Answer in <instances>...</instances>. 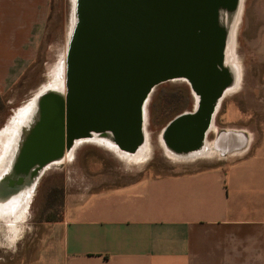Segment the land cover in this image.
<instances>
[{"label": "crops", "instance_id": "obj_1", "mask_svg": "<svg viewBox=\"0 0 264 264\" xmlns=\"http://www.w3.org/2000/svg\"><path fill=\"white\" fill-rule=\"evenodd\" d=\"M243 2L264 12V0ZM51 5L0 0V93L35 58ZM260 36L263 47L264 24ZM235 136L236 148L201 169L70 189L51 247L26 264H264V121L246 144Z\"/></svg>", "mask_w": 264, "mask_h": 264}, {"label": "water", "instance_id": "obj_2", "mask_svg": "<svg viewBox=\"0 0 264 264\" xmlns=\"http://www.w3.org/2000/svg\"><path fill=\"white\" fill-rule=\"evenodd\" d=\"M237 2L77 0L78 20L68 53L67 107L66 94L48 91L37 97L41 118L18 157L20 171L8 179L6 173L1 185L23 188L30 181L24 179L26 174L34 180L45 162L60 157L65 137L70 144L93 132L111 133L120 149L138 152L145 143L148 96L158 84L172 79L188 81L200 100L198 111L171 123L178 133L183 125L195 126L178 136L196 130L199 142L194 148L198 147L224 91L237 82L234 73H224L219 66L227 34L222 12L231 17ZM164 138L167 143V134Z\"/></svg>", "mask_w": 264, "mask_h": 264}, {"label": "rangeland", "instance_id": "obj_3", "mask_svg": "<svg viewBox=\"0 0 264 264\" xmlns=\"http://www.w3.org/2000/svg\"><path fill=\"white\" fill-rule=\"evenodd\" d=\"M249 6L244 7L243 4L234 28V18L230 19L227 11L222 12L227 24L226 33L233 36L230 51L233 52L235 64H232V69H236V73H233L235 76L237 74L238 87L220 100V111L215 120L212 118L200 145L196 148L190 147L184 154L167 145L164 137L169 125L177 117L191 113L195 96L190 84L183 79H172L158 84L144 106L147 147L143 154L126 153L119 146L111 147L104 142L74 139L72 143L66 144L69 152L74 153L72 158L71 153L69 157L61 160L62 164L60 161L52 162L58 158L45 162L34 180L30 179L29 174L24 176L26 181H30L23 186L35 184L33 196L29 199L30 205L25 217L17 221L18 235L15 236L13 230L12 248L9 242L4 241V230L7 226L0 219V264H26L48 251L53 243L49 228L53 221L61 218L64 196L70 189L93 184V190H98L144 176L201 169L217 163L222 155L225 156L228 150H232L225 149L227 146L217 147L216 141L221 136L235 132L242 135L243 145L251 134H260L264 121V46L260 43L261 26L264 24L261 18L264 12H249ZM234 14L232 13V17ZM72 15L73 0H52L42 35L37 38L35 58L28 61L20 74L13 77L12 82H8L6 92L0 93V152L7 141L4 131L8 125L24 107L29 106L28 103L53 89L52 83L56 79L63 80L67 107ZM240 129L243 130L238 131ZM205 145L209 146L206 154H192ZM137 154L139 158L135 156ZM17 162L16 160L13 165V175L20 171ZM22 190L23 188L14 186L15 192L12 195L17 196Z\"/></svg>", "mask_w": 264, "mask_h": 264}, {"label": "bare ground", "instance_id": "obj_4", "mask_svg": "<svg viewBox=\"0 0 264 264\" xmlns=\"http://www.w3.org/2000/svg\"><path fill=\"white\" fill-rule=\"evenodd\" d=\"M243 1L244 0H240V1L238 0L239 3L237 2L236 12H235L233 17L232 16L230 17V19L234 18V20L232 21L233 22L232 23L233 24V28H234V26H236L238 18H240L239 15H240V11H242L241 9H242V6L244 4ZM76 5H77V0H73V15H72L71 31H73L74 27L77 25V20H78V15H76ZM219 21H220V19L218 20V24H219ZM220 26H221V24L218 27H220ZM233 28H232V31H233ZM225 42H226L225 43V48H224V50L226 49L225 52H224V56L225 57L223 56L224 60H222V62L220 63L219 66L224 71V73L227 72L229 74L230 73L233 74V72L236 73V71H235L236 69L233 70L232 69V65L230 66L228 64V62H227L228 61V57H229L228 56V52L230 53V50L232 49V45H233V36H230L229 34H226V41ZM236 76H237V74H236ZM62 81L63 80L56 79L55 83L54 84L52 83V87L51 88H53V89H49L48 91H56L59 94L65 95L66 94V89H65V93H64V85H63ZM175 81H177V80H175ZM236 87H237V82L235 83L234 86H228L226 88V90L224 91V95H226V93L229 94V92L234 90ZM218 104H220V101L218 102ZM28 105L29 106L24 107L21 111L19 110L20 112L17 114V117L15 116L13 122L12 123L10 122L11 124L8 125V127L4 131L7 134L6 135L7 136V138H6L7 141L1 147L2 151L0 152V155H1L0 156V179L5 177L6 173L8 175L7 179L10 178V177L11 178L13 177V176L10 175L13 172L12 171L13 170V165H14L15 161L18 160L19 155L23 154V151H24V149L26 147V141L31 139V134H32L33 130L35 129V127H37V125H38V123L40 121L41 114L39 112V108L35 106V100L32 101L30 104L28 103ZM166 134H168V133H166ZM165 137H166V135H165ZM88 138L89 139H93V141H97L99 143L104 142V143H106V145L111 146V147H115L114 145H116L111 133L102 134V133L93 132V133H90L88 136H86V138L84 140H89ZM76 139H78V138H76ZM79 139H78L79 141H82L83 138L81 137ZM84 140H83V142H84ZM66 144H67V138L65 137V141H64L63 147H62V149L60 151V154H59L60 157L58 158V161L63 160L64 157L66 156L67 150L69 149L68 145H66ZM167 145L169 147H171V144L168 143ZM148 146H150V145H148ZM146 147H147V142H145L140 147V149L138 151V154H140V152H142V154H143V152L146 149ZM12 149H13V151H12L13 154H12V157L10 158V160L8 161V157L10 155L9 153L11 152ZM172 149H174L178 153L184 154L182 151L176 150L173 147H172ZM184 152L186 153L188 151H184ZM120 153L123 154L122 152H120ZM150 153H152V152L150 151ZM138 154L135 155V156H137V158H139ZM171 154L175 155V156H178V155H176V153L175 154L171 153ZM53 159H55V157ZM122 160H123V158H122ZM6 161H8L7 167H5V162ZM8 167H10V169H8ZM1 184L2 183L0 182V219L3 218L8 223V225L10 224L9 227L11 228V230H15V236H16V235H18L17 231H19V228L17 227V221L21 220L22 217H25L24 215H25V212L28 210V206L30 205V200L27 201L22 206H21L22 203H18V202H21L24 199V197H26V195L28 194V191L30 189L34 188L35 184H33V185L29 186V187L23 186L22 192L19 195H17V196H13L12 195V193L15 192V191H13L14 187L10 188V187H6L5 185L3 186ZM15 187H18V186H15Z\"/></svg>", "mask_w": 264, "mask_h": 264}, {"label": "flooded vegetation", "instance_id": "obj_5", "mask_svg": "<svg viewBox=\"0 0 264 264\" xmlns=\"http://www.w3.org/2000/svg\"><path fill=\"white\" fill-rule=\"evenodd\" d=\"M228 64L231 66L232 64L234 65L235 62H233V52L230 51V53L228 52ZM236 66V65H235ZM186 81V80H185ZM188 82V81H186ZM189 83V82H188ZM191 86V85H190ZM192 89V87H191ZM236 89V88H235ZM192 93L193 95L195 96V105H193V109L191 111V113L195 112V111H198L199 107H200V100H198V95L194 92V90L192 89ZM227 94V93H226ZM225 96V95H223ZM221 104H222V101H220V104H217V106L214 108V111H213V115H212V118H214L215 120V117L217 116V114L219 113L220 111V107H221ZM176 126H173V125H169V128H168V131H167V136H168V142L170 140V143H171V146L173 148H175L176 150H179V151H189V148L190 147H194L195 144H197L199 142V137L197 136V131L195 130L192 133L188 134L187 136L186 135H181L178 136V133L175 129ZM183 128V132L182 133H185L186 131L188 132V130L190 129H196L195 126L192 125V127L190 125H187V126H182ZM209 128V127H208ZM84 140L86 137H82ZM89 139V138H88ZM220 140L219 141H216L218 143L217 147L219 146L222 147V146H228L227 149H233V148H230V147H237L239 144H240V141L238 138H236L235 136V133H230L229 135L228 134H225V136H221L219 138ZM78 140V139H77ZM76 140V141H77ZM80 140V139H79ZM78 140V141H79ZM90 140V139H89ZM93 140V139H91ZM208 146L205 145L203 146V148H200L199 150L197 151H193L192 154H196V155H199V154H206L208 152ZM12 151L13 149L11 150V152L9 153V157H8V161L10 160V158L12 157ZM70 150L68 149L67 150V153H66V156L64 157V159H66L67 156H69L72 152H69ZM191 153V152H189ZM7 159V158H6ZM63 159V160H64ZM8 161L5 162V167H7L8 165ZM59 162L58 160H52V162ZM61 162V161H60ZM8 169H10V167H8ZM33 191H34V188L30 189L28 191V194L26 195V197H24V199L21 201V202H18V203H22V205H24L33 195ZM24 202V203H23Z\"/></svg>", "mask_w": 264, "mask_h": 264}]
</instances>
